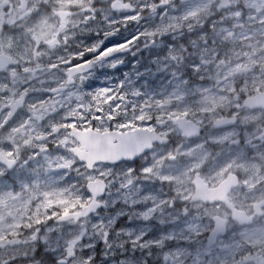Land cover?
<instances>
[{"label":"snow or ice","instance_id":"1","mask_svg":"<svg viewBox=\"0 0 264 264\" xmlns=\"http://www.w3.org/2000/svg\"><path fill=\"white\" fill-rule=\"evenodd\" d=\"M0 264H264V0H0Z\"/></svg>","mask_w":264,"mask_h":264}]
</instances>
